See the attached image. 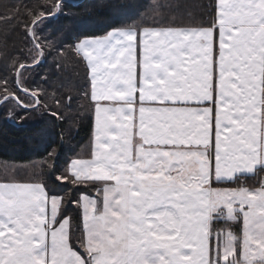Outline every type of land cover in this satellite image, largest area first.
Returning <instances> with one entry per match:
<instances>
[{
    "label": "snow or ice",
    "instance_id": "6c2138e0",
    "mask_svg": "<svg viewBox=\"0 0 264 264\" xmlns=\"http://www.w3.org/2000/svg\"><path fill=\"white\" fill-rule=\"evenodd\" d=\"M68 7L0 12L27 41L0 48L7 118L69 122L71 90L26 86L51 57L87 68L95 119L86 154L59 166L69 124L40 162L62 192L0 176V264H264V0H149L102 36L44 35Z\"/></svg>",
    "mask_w": 264,
    "mask_h": 264
},
{
    "label": "trees",
    "instance_id": "16d2710c",
    "mask_svg": "<svg viewBox=\"0 0 264 264\" xmlns=\"http://www.w3.org/2000/svg\"><path fill=\"white\" fill-rule=\"evenodd\" d=\"M207 2V0H204ZM35 0H0V12L7 11L12 5H19L23 12L25 5H32ZM69 7L66 8L67 16L52 20L45 26L44 35L52 39L62 38L65 42H71L77 36H101L104 35L116 22H127L135 18L137 12L147 7L149 0H66ZM7 44L10 52H17L27 45L24 31L18 26L0 23V48ZM50 57L47 64L31 73L26 80V86L30 89L43 88L48 93L56 91L58 94H66L72 91L78 99L73 102L71 109H65L69 122L62 124L50 116L31 113L29 120L24 124H16L7 118V111L0 108V159L30 163L34 159L40 162L46 157L49 145L57 146L59 138L57 133L60 128L72 125V132L65 136L63 148L58 164L63 168L69 157H75L77 153H87L92 144L94 129V111L92 104L83 92L89 89V73L83 64L75 65L71 71L57 70L52 66ZM47 74V82L41 79V75ZM9 75L5 65L0 61V76ZM49 103L51 100L49 99ZM42 130H47L42 135ZM40 163L35 166L32 180L43 178L57 192H62V183L56 181L45 171L43 177L40 173ZM72 215H77L75 205L70 208Z\"/></svg>",
    "mask_w": 264,
    "mask_h": 264
},
{
    "label": "rangeland",
    "instance_id": "374dc122",
    "mask_svg": "<svg viewBox=\"0 0 264 264\" xmlns=\"http://www.w3.org/2000/svg\"><path fill=\"white\" fill-rule=\"evenodd\" d=\"M39 163V159H34L30 163L0 159V176L15 175L16 178L21 179L32 178L33 170Z\"/></svg>",
    "mask_w": 264,
    "mask_h": 264
},
{
    "label": "crops",
    "instance_id": "0c3cea01",
    "mask_svg": "<svg viewBox=\"0 0 264 264\" xmlns=\"http://www.w3.org/2000/svg\"><path fill=\"white\" fill-rule=\"evenodd\" d=\"M102 36V35H101ZM90 77V76H89ZM94 123H95V119H94ZM94 135V129H93V134H92V138ZM20 182H33L34 180L28 178V179H21V178H17Z\"/></svg>",
    "mask_w": 264,
    "mask_h": 264
}]
</instances>
